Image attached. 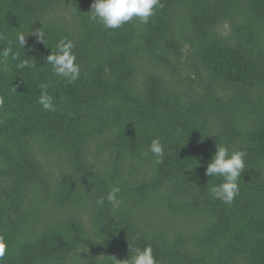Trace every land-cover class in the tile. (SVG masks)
Returning <instances> with one entry per match:
<instances>
[{
	"label": "trees",
	"instance_id": "16d2710c",
	"mask_svg": "<svg viewBox=\"0 0 264 264\" xmlns=\"http://www.w3.org/2000/svg\"><path fill=\"white\" fill-rule=\"evenodd\" d=\"M92 2L0 0V48L36 65L0 64L3 264H119L149 244L159 264H264V0H162L111 30ZM64 37L74 83L45 61ZM217 144L247 153L231 205L204 174ZM116 184L120 206L98 205Z\"/></svg>",
	"mask_w": 264,
	"mask_h": 264
},
{
	"label": "clouds",
	"instance_id": "9594fccd",
	"mask_svg": "<svg viewBox=\"0 0 264 264\" xmlns=\"http://www.w3.org/2000/svg\"><path fill=\"white\" fill-rule=\"evenodd\" d=\"M162 0H93L89 19L97 22L105 29H117L124 24L138 19L140 23L147 24L149 18L155 15L157 8H163ZM39 28L36 32L37 38L45 43V37ZM28 35V34H27ZM18 33L16 43L25 49L26 36ZM5 38L0 35V41ZM0 48V64H4L9 59L11 61L20 62L15 65L16 69H34L35 63L28 60H20L19 53L14 51L11 43ZM75 43L72 39L61 38L55 45V49L51 48V52L46 56L45 61L51 66L53 73L67 80L68 83L76 82L81 75V66L77 62V55L74 51ZM41 94L37 99V103L46 111H55L53 96L49 94L47 83L39 85ZM13 91L16 88L13 87ZM3 98H0V106H3ZM151 153L157 157V163L161 162L164 155V146L159 138H154L149 146ZM247 153L244 150H232L226 144H217L215 152L212 154L211 160L205 168V175L209 177L222 178L219 184L209 187L208 191L212 197L231 205L234 198L240 193L239 180L241 173L246 168ZM199 165V161L194 166ZM192 168V167H191ZM121 188L118 184L113 185L106 197L97 199L98 205H103L105 199L112 205L113 210L120 206L121 200L118 198ZM8 250V241L6 235L0 232V264H3L6 252ZM119 264H159L152 246L130 248L129 255L123 260H118Z\"/></svg>",
	"mask_w": 264,
	"mask_h": 264
}]
</instances>
